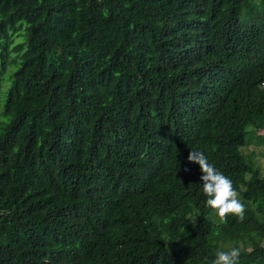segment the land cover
<instances>
[{"label":"trees","instance_id":"16d2710c","mask_svg":"<svg viewBox=\"0 0 264 264\" xmlns=\"http://www.w3.org/2000/svg\"><path fill=\"white\" fill-rule=\"evenodd\" d=\"M251 143L264 0H0V264H212L232 246L264 264ZM191 150L244 221L207 207Z\"/></svg>","mask_w":264,"mask_h":264},{"label":"clouds","instance_id":"9594fccd","mask_svg":"<svg viewBox=\"0 0 264 264\" xmlns=\"http://www.w3.org/2000/svg\"><path fill=\"white\" fill-rule=\"evenodd\" d=\"M187 160L199 165L206 205L215 212L219 222L227 223L230 216L236 218L237 222L244 221L246 207L233 181L210 163L201 150H191ZM241 252L240 246L218 249L212 264H239Z\"/></svg>","mask_w":264,"mask_h":264},{"label":"rangeland","instance_id":"374dc122","mask_svg":"<svg viewBox=\"0 0 264 264\" xmlns=\"http://www.w3.org/2000/svg\"><path fill=\"white\" fill-rule=\"evenodd\" d=\"M261 133H263V131H261L260 134ZM242 152L247 157V160L253 159L261 175L264 176V143L257 146L251 143L249 146L244 147Z\"/></svg>","mask_w":264,"mask_h":264}]
</instances>
